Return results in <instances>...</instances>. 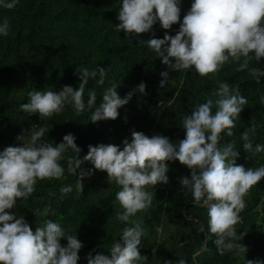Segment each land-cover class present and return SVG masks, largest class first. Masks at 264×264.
I'll list each match as a JSON object with an SVG mask.
<instances>
[{
	"label": "trees",
	"instance_id": "obj_1",
	"mask_svg": "<svg viewBox=\"0 0 264 264\" xmlns=\"http://www.w3.org/2000/svg\"><path fill=\"white\" fill-rule=\"evenodd\" d=\"M190 6L191 0H180L181 20ZM119 7L120 0H19L12 9L0 8V21L7 18L10 25L8 35L0 36V150L21 145L17 135L23 133L27 138L41 125L49 129L43 137L47 143H59L64 134L73 133L81 158L89 144L103 142L122 147V140L130 139L133 129L147 134L152 126L153 135H164L177 143L185 134L183 117L196 104L215 99L213 93L219 82L227 81L233 91L238 90L247 98L248 104L235 119L233 135L221 134L220 145L232 142L240 152L236 162L245 168L264 164V153H247L241 140V133L255 122L254 143L264 144V104L260 103L264 77L257 83L249 77L248 69L237 70L238 62L225 63L208 76H199L191 69H172L141 41L151 38L153 32L131 37L116 29ZM152 27L156 37H163L165 32L175 35L179 21L170 29H163L159 21ZM78 65L107 69L104 84L90 79L85 88V100L89 89L97 92V105L103 90L113 82H118L117 92L122 98L141 81L146 84L145 92L134 91L128 103L118 109L116 119L96 122L90 120L94 109L78 114L71 104L65 105L62 112L41 119L39 113L27 114L20 109L33 89L59 91L66 84L77 88ZM249 67L264 68V57L257 61L250 53ZM165 70L169 79L161 87L160 73ZM71 155V150H67L60 161L64 178L38 180L35 191L27 199L17 198L14 208L7 211L23 215L33 230L47 219L60 223L82 241L77 264H87L89 252L110 254L126 224L117 219L123 211L115 196L119 186L108 181L106 170H95L91 176L83 177V191H76L77 176L68 171L67 158ZM167 163L168 182L146 186L153 194L152 205L134 217L145 229L138 245L145 256L141 264H165L166 260L175 261L181 256L187 264H244V257L264 261V178L244 197L246 207L235 225L238 235L244 233L241 243L246 246V253L221 255L213 243L214 235L207 240V249L201 250L209 235L207 209L193 204L191 192H183L179 182L181 176L190 175V170L178 160ZM92 167L88 161L80 166ZM67 185L72 186V191L61 193L60 188ZM46 207L48 215L37 217L33 211ZM202 226L204 231H198ZM60 243L66 244V238L61 237ZM197 251L200 255L193 260Z\"/></svg>",
	"mask_w": 264,
	"mask_h": 264
},
{
	"label": "clouds",
	"instance_id": "obj_2",
	"mask_svg": "<svg viewBox=\"0 0 264 264\" xmlns=\"http://www.w3.org/2000/svg\"><path fill=\"white\" fill-rule=\"evenodd\" d=\"M18 3L19 0H0V8L12 9ZM180 12V0H120L119 23L115 27L131 37L153 32L151 38L141 41L172 69H191L199 76H208L225 63L238 62V71L248 69L249 77L260 83L264 68L249 67V59L250 53L257 61L264 57V0H191L182 20ZM157 21L163 29H170L179 21V29L175 35L165 32L163 37H156L152 26ZM9 30V21L4 18L0 21V36H7ZM75 71L80 81L77 88L66 84L59 91L33 89L27 94L28 101L19 105L20 109L27 114L39 113L41 119L60 113L65 105L71 104L78 114L94 109L92 122L116 119L118 109L128 103L133 92L144 93L146 89L141 81L122 98L117 92L118 82H113L103 90L97 105V92L89 89L85 100V88L90 79L104 84L107 69L78 65ZM160 75L163 77L160 86L164 87L169 79L168 71ZM213 95L215 99L196 104L183 117L185 134L177 143L167 136L153 135L152 126L147 134L133 129L131 138L122 140V147L114 143L89 144L81 158V148L71 132L55 144L43 140L49 130L43 125L27 138L23 133L18 134L16 139L23 142L21 145H8L0 150V264H77L80 259L82 241L60 223L47 219L43 226L33 230L23 215L7 211L14 208L17 198L27 199L35 191L38 180L64 178L60 161L67 150L73 153L67 160L68 171L77 176L76 191L82 193L83 177L91 176L95 170H106L108 181L119 186L115 196L123 211L117 219L126 224L112 244L110 254L89 252L87 264H141L145 256L138 245L145 229L134 217L152 205L153 194L146 186L168 182L167 161L172 160H178L190 170V175L179 178L181 190L190 191L193 204L207 209L209 235L201 250L207 249V240L214 235L213 243L221 255L246 253L247 248L241 243L244 233L238 235L235 225L246 207L244 197L264 178V164L245 168L236 162L240 152L232 142L220 145L222 133L233 135L235 119L248 104L247 98L238 90L233 91L227 81H220ZM260 103L264 104V96L260 97ZM256 127L253 122L250 129L241 133L243 149L253 155L264 153V144L254 143L252 138ZM85 161L93 167L80 168ZM71 191V185L60 188L63 194ZM33 211L37 217L49 213L47 207ZM198 231L203 232L204 227ZM61 237L66 238V244L60 243ZM199 255L200 251L195 252L193 260ZM165 264H187V260L181 256L175 261L166 260ZM244 264H264V261L244 257Z\"/></svg>",
	"mask_w": 264,
	"mask_h": 264
}]
</instances>
